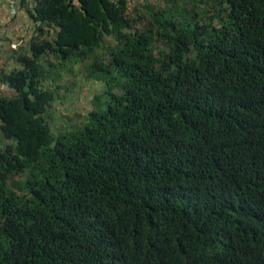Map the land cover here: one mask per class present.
Listing matches in <instances>:
<instances>
[{"label":"trees","instance_id":"16d2710c","mask_svg":"<svg viewBox=\"0 0 264 264\" xmlns=\"http://www.w3.org/2000/svg\"><path fill=\"white\" fill-rule=\"evenodd\" d=\"M33 8L0 64V264H264V0ZM87 59L104 91L56 132Z\"/></svg>","mask_w":264,"mask_h":264},{"label":"rangeland","instance_id":"374dc122","mask_svg":"<svg viewBox=\"0 0 264 264\" xmlns=\"http://www.w3.org/2000/svg\"><path fill=\"white\" fill-rule=\"evenodd\" d=\"M90 64L91 60L87 59L78 64L79 70L65 72L58 81L60 90L48 113L54 131L76 124L94 107L95 96L102 95L105 84L89 74Z\"/></svg>","mask_w":264,"mask_h":264},{"label":"crops","instance_id":"0c3cea01","mask_svg":"<svg viewBox=\"0 0 264 264\" xmlns=\"http://www.w3.org/2000/svg\"><path fill=\"white\" fill-rule=\"evenodd\" d=\"M35 0H0V64L6 68L14 66V60L9 59L10 50L17 48L21 43L28 44L33 35L35 21L31 11ZM0 92L10 93L11 89L0 84Z\"/></svg>","mask_w":264,"mask_h":264}]
</instances>
